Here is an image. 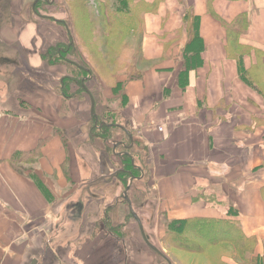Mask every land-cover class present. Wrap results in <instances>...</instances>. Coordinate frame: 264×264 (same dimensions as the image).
<instances>
[{
	"label": "crops",
	"instance_id": "obj_1",
	"mask_svg": "<svg viewBox=\"0 0 264 264\" xmlns=\"http://www.w3.org/2000/svg\"><path fill=\"white\" fill-rule=\"evenodd\" d=\"M145 1L155 3V9L145 15L141 45L151 65L142 78L125 85L129 97L125 120L133 119L139 137L150 147L153 179L160 177V171L167 172L161 177L168 179L167 187L171 190V216L238 219L247 241H251V253L247 260L232 255L224 256L223 261L264 264V98L240 78L237 60L243 47L249 49L244 54L246 67L256 63L258 51L264 52V0ZM32 2L0 0V264L9 259L17 264L18 260L32 258L27 244L31 243V247L34 240L33 236L23 238L27 235L25 227H35V212L43 214L50 209L43 192L30 177L16 172L9 158L16 150L34 148L36 140L50 138L41 148L39 173L49 178L57 170L59 179L68 173L76 181L73 168L67 173L63 171L65 147L71 151L73 144L75 148L72 138L77 137L81 122L86 120L78 96L59 91L61 95L57 97L59 87L56 89L47 78L39 76L43 70L47 74L45 67L52 65L39 52L47 23L28 12L27 4ZM187 11L200 17L204 50L202 64L190 71L189 84L183 89L178 74L188 40L184 23ZM241 14L247 15L248 26L239 36L240 47L236 44L229 52L227 26ZM66 34L67 31L62 42ZM14 39L19 43L15 44ZM20 47L26 55L23 59L18 53ZM23 63L25 68L21 69ZM69 63L64 59L61 67L67 68ZM162 70H169L170 76L164 82V91L160 90L161 74L167 72ZM52 79L61 82L60 78ZM155 80L159 84L154 95L165 98L164 108L141 101L146 92L152 94L154 88L148 83ZM23 93L25 96L20 97ZM94 107L95 104L92 115ZM151 116L161 120L154 121ZM50 128L61 129L69 137L68 142L64 143L62 136L41 138ZM74 154L77 164L80 163L75 169L80 180L81 153L75 148ZM161 183L159 180V188ZM208 195L216 196L220 205L211 204ZM224 200L232 205L228 208ZM231 207L238 213L231 214ZM219 211L223 214L216 213Z\"/></svg>",
	"mask_w": 264,
	"mask_h": 264
},
{
	"label": "rangeland",
	"instance_id": "obj_2",
	"mask_svg": "<svg viewBox=\"0 0 264 264\" xmlns=\"http://www.w3.org/2000/svg\"><path fill=\"white\" fill-rule=\"evenodd\" d=\"M58 1L61 6L53 8L55 10L52 13L61 18V33L57 34L56 24L48 23V29L44 28L45 37L41 39L43 42L39 45V52L45 51L47 41L52 38L57 43L61 42L71 65L61 67L60 57L54 53L50 59L52 66L45 67L47 74L43 70L39 76L47 78L49 85L56 89L59 87L57 97L63 93L71 97L78 96L82 102L87 121L81 122L77 137L72 139L76 141L75 148L81 153L83 177L80 180L77 178L75 169L80 163L77 164L73 144L71 151L65 147L63 171L67 173L73 168L76 181L68 173L64 175L61 168L63 176L60 179L57 170L50 173L49 178H43L39 173L41 148L51 140L45 137L62 136L64 143L68 142L69 137L61 129L50 128L40 136L45 139L40 142L36 140L32 149L39 146V158L30 162L21 161L25 160L24 153L20 159V154L13 158L16 152L25 150H16L11 155L8 162L13 169L30 177L50 205V209L43 214L34 213L35 227L26 225L27 235L23 238L31 239L33 236L32 246L31 243L27 244L28 253L32 250V258L18 260L17 264H223L224 256H235L230 246H213L200 256L165 243L167 223L186 218L171 216L168 210L171 190L167 187L168 179L161 177V174L167 172L160 171V177L153 179V162L150 161L153 156L148 154L150 147L139 137L133 119L128 117L126 121L124 117V110L129 108L126 83L131 81V76L139 68L147 69L151 65L149 61L140 60L145 23L143 25L140 20L128 29L120 24L112 30H104L102 35L96 28L91 29L88 20H77L73 7L75 3H72L74 0ZM87 6L88 12L95 18L102 17L99 2L87 0ZM14 41L15 44L19 43L16 39ZM27 72L22 73L26 75ZM160 72H167L161 74L163 81L160 90L164 91V82L170 78L169 70ZM6 74L3 73V76ZM52 76L60 78L61 82H54ZM158 84V80L153 84L148 83L154 88L153 95L146 92L141 101H149L153 106L161 105L164 108L165 98L154 95ZM24 96L25 93L20 97ZM21 103L26 105L23 100ZM93 104L95 107L92 115ZM53 111L50 110L51 113ZM151 118L154 121L161 120L159 116ZM160 130L163 128L160 127ZM130 161L139 171L131 170L124 182L120 173L123 165ZM159 180H162L160 188ZM219 192L224 193L221 188ZM213 195H208L210 203L220 205ZM224 203L228 208L232 205L225 200ZM231 209L235 214L238 213L233 207ZM170 243L174 244L173 238ZM5 264H15V260L9 259Z\"/></svg>",
	"mask_w": 264,
	"mask_h": 264
},
{
	"label": "trees",
	"instance_id": "obj_3",
	"mask_svg": "<svg viewBox=\"0 0 264 264\" xmlns=\"http://www.w3.org/2000/svg\"><path fill=\"white\" fill-rule=\"evenodd\" d=\"M74 1L72 3H75L73 7L75 8L74 14L77 20L82 21L83 18L88 20L91 29L96 28L102 32V35L105 33L104 30H112L120 24L128 29L136 22L142 20V24L144 25L146 13L155 9L154 2H147L145 0H95L99 2V11L102 13V17L96 16L95 18V16L88 12L87 0ZM184 23L188 32V40L182 50L183 66L178 74V83L183 89L189 84L190 71L202 64V51L204 50V41L200 34V17L187 11L184 16ZM247 26L248 17L246 14H241L227 26L231 43L229 52L233 50L236 44L240 47L238 39L240 34L246 31ZM248 51V47H243L237 54L240 78L264 98V52L258 51L256 63L250 67H246L244 54L248 53ZM140 60L148 61L143 56V53ZM144 72V68H139L130 79L142 78ZM124 97H126L125 93ZM124 100L125 102L127 101L126 98ZM38 147L37 149L25 152L18 151L13 155V158L20 154V159L22 153H24L23 155H26L25 160L21 161H33L40 156ZM123 167L120 174H122L124 182L127 180L131 170L139 171V168L135 167L132 161L126 162ZM230 213L235 214L236 212L231 209ZM240 224L238 219L211 216H195L186 219L170 220L166 227L165 243L173 248L200 256L213 246H230L233 248L232 252L236 258L247 260L251 253L252 245L250 240L247 241ZM171 238H173L174 244L170 243ZM246 264L254 263L248 262Z\"/></svg>",
	"mask_w": 264,
	"mask_h": 264
},
{
	"label": "flooded vegetation",
	"instance_id": "obj_4",
	"mask_svg": "<svg viewBox=\"0 0 264 264\" xmlns=\"http://www.w3.org/2000/svg\"><path fill=\"white\" fill-rule=\"evenodd\" d=\"M59 6H61V4H59L58 0H33V2L28 5V12L32 13L33 15H35L39 18L46 20L47 24L48 23L56 24L57 26H56L55 30H56L57 34H59V33H61V20H60L61 18H60V16H55L52 13L55 10L53 8L57 9ZM18 7H20V5H18ZM47 24H45V27L48 29ZM23 25L24 24H22V26ZM49 30H51V29H49ZM51 32H53V31H51ZM51 40H52V38L47 41L48 46H46L45 51L42 52L43 58L45 60H47L48 62H50L52 55L54 53H57L56 55H58L60 57L59 61L62 62L64 59H66V54H65L66 50L64 47L61 46V42L57 43V41H55V40L51 41ZM18 50H19L18 53L20 54V56L25 55L23 50H22V47L18 48ZM24 66H25V64L23 63L22 68ZM140 223H141V221H140ZM141 226H143L142 223H141Z\"/></svg>",
	"mask_w": 264,
	"mask_h": 264
},
{
	"label": "water",
	"instance_id": "obj_5",
	"mask_svg": "<svg viewBox=\"0 0 264 264\" xmlns=\"http://www.w3.org/2000/svg\"><path fill=\"white\" fill-rule=\"evenodd\" d=\"M154 248H156L155 246H153Z\"/></svg>",
	"mask_w": 264,
	"mask_h": 264
}]
</instances>
